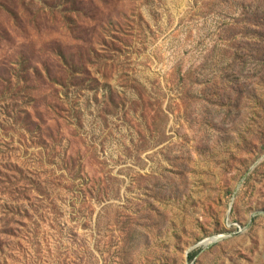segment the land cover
Here are the masks:
<instances>
[{"label": "rangeland", "instance_id": "rangeland-1", "mask_svg": "<svg viewBox=\"0 0 264 264\" xmlns=\"http://www.w3.org/2000/svg\"><path fill=\"white\" fill-rule=\"evenodd\" d=\"M0 264H264V0H0Z\"/></svg>", "mask_w": 264, "mask_h": 264}, {"label": "water", "instance_id": "water-1", "mask_svg": "<svg viewBox=\"0 0 264 264\" xmlns=\"http://www.w3.org/2000/svg\"><path fill=\"white\" fill-rule=\"evenodd\" d=\"M222 237H214V238H211L207 241H205L204 245H209V244H213V243H216L218 240H220Z\"/></svg>", "mask_w": 264, "mask_h": 264}]
</instances>
